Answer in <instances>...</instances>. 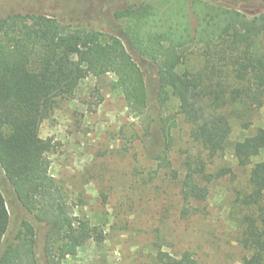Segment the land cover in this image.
Masks as SVG:
<instances>
[{
	"label": "trees",
	"instance_id": "16d2710c",
	"mask_svg": "<svg viewBox=\"0 0 264 264\" xmlns=\"http://www.w3.org/2000/svg\"><path fill=\"white\" fill-rule=\"evenodd\" d=\"M210 9L194 33L176 39L146 28L149 6L129 7L115 17L124 23L121 38L111 36L106 43L99 32L46 15L0 18V169L16 201L44 228L40 238L34 224L22 221L9 239L10 218L0 192V264H62L91 238L88 223L70 215L71 198L49 174L53 145L38 129L51 114L55 95L72 93L88 76L106 74L116 77L113 88L122 91L135 114L165 103L167 90L177 100L190 140L204 153L184 160L181 217L195 214L193 205L206 200L207 168L231 149L236 167L247 173L248 191L236 197L244 211L238 242L248 253L242 264H264V164L252 163L264 149V129L231 144L227 117L232 109L264 103V13L249 18L231 8ZM154 160L169 167L164 159ZM231 174V167L223 166L215 177Z\"/></svg>",
	"mask_w": 264,
	"mask_h": 264
},
{
	"label": "rangeland",
	"instance_id": "374dc122",
	"mask_svg": "<svg viewBox=\"0 0 264 264\" xmlns=\"http://www.w3.org/2000/svg\"><path fill=\"white\" fill-rule=\"evenodd\" d=\"M139 6L152 12L146 28L176 39L194 33L211 7L235 9L249 18L264 13V0H0V18L46 15L99 32L106 43L111 36L121 38L124 23L116 14ZM148 76L154 78V72L149 70ZM115 81L113 74L88 76L72 93L55 95L51 114L39 124V137L53 145L49 174L71 198L70 215L86 221L91 236L62 264H168L170 259L242 264L248 253L238 242L244 211L236 197L248 191L247 173L236 167L231 149L207 168L206 200L193 205L195 214L181 217L184 160L204 153L190 140V127L170 90L155 110L135 114L122 91L113 88ZM227 117L229 142H241L264 129V103L232 109ZM252 163L264 164L263 148ZM223 166L231 167L232 174L216 178ZM0 192L10 218L8 238L16 236L22 221L34 224L42 238L44 228L16 201L1 169Z\"/></svg>",
	"mask_w": 264,
	"mask_h": 264
}]
</instances>
